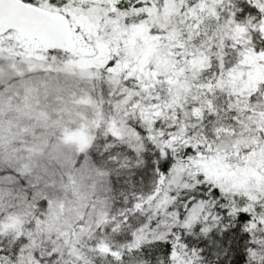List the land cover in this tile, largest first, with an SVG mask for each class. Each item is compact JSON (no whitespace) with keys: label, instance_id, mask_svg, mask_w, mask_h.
I'll return each mask as SVG.
<instances>
[{"label":"snow or ice","instance_id":"6c2138e0","mask_svg":"<svg viewBox=\"0 0 264 264\" xmlns=\"http://www.w3.org/2000/svg\"><path fill=\"white\" fill-rule=\"evenodd\" d=\"M0 264H264V0H0Z\"/></svg>","mask_w":264,"mask_h":264}]
</instances>
